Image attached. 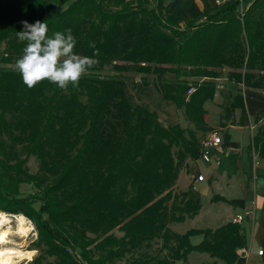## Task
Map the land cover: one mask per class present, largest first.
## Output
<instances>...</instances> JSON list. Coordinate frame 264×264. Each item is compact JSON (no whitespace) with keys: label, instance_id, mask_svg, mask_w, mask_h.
<instances>
[{"label":"trees","instance_id":"trees-1","mask_svg":"<svg viewBox=\"0 0 264 264\" xmlns=\"http://www.w3.org/2000/svg\"><path fill=\"white\" fill-rule=\"evenodd\" d=\"M240 3L226 1L187 22L189 27H198L195 23L203 17L208 21L221 17V22L214 25H221L216 37L211 25L204 24L195 34L180 39L176 29L179 21L168 5L164 10L170 24L162 19L161 0L158 13L142 4L134 8L124 0H0V42L7 40L10 55L20 57L24 44L17 41L16 32L22 28L21 21H46L49 34L71 28L76 38L75 29L80 24L97 18L84 42H77L76 53L92 57L94 50L89 44L94 42L100 51L94 59L157 62L156 66L146 64L137 69L147 73L153 70L162 76L174 72L178 78L188 64L194 68L192 75L217 78L220 72L213 69L221 64L240 67L241 55L236 60L234 57L245 48L244 74L230 73L229 78L247 87L261 88L253 82L256 76L251 71L264 69V0H254L244 12H240ZM140 16L143 19L138 20ZM145 19L152 25L148 26ZM162 28L170 29L173 34ZM242 34L246 36V47L240 44ZM234 38L237 40L231 45ZM176 81V85L167 83L165 99L176 102L191 119L203 123L207 113L204 103L214 95V91L210 92L213 84H203L188 96L192 86ZM81 94L87 96L88 103L81 101ZM112 103L122 123V133L118 135L104 130ZM230 107H241L238 123L245 125L247 108L242 93L233 98ZM8 113L16 116V127L23 135L28 154L40 156L42 169L54 174L56 179L42 188L41 194L20 197L19 185L37 179L22 168L27 156L15 163V174L10 172L6 159L0 160V209L22 212L34 220L39 242L60 262L113 264L145 241L159 238L162 247L168 250L167 255L137 258L123 264H175L187 261L194 250L207 252L225 264H235L239 259L237 250L247 246L239 222L232 221L217 229H190L183 234L169 226L187 215L197 214L201 207L186 194L180 193L181 202L172 194L179 166L184 161L183 152L176 158L173 156L172 144L183 140L185 154L189 153L194 160L201 157L200 148L193 138L185 140V130L180 125L166 128L156 112L144 105H133L119 79L83 77L78 89L70 86L66 92L44 81L29 90L14 68H4L0 72L3 125ZM253 140L264 156V129ZM171 198L174 201L169 204ZM38 202L41 204L37 208ZM44 214L48 215V221L44 220ZM116 227L124 232L122 237L112 234ZM89 233H95L96 237ZM199 234L204 238L194 245L191 236ZM79 255L81 258H77Z\"/></svg>","mask_w":264,"mask_h":264},{"label":"rangeland","instance_id":"rangeland-1","mask_svg":"<svg viewBox=\"0 0 264 264\" xmlns=\"http://www.w3.org/2000/svg\"><path fill=\"white\" fill-rule=\"evenodd\" d=\"M107 1V0H104ZM160 0H124V3H131L133 4L134 8H139L140 5L142 4L143 6H147L149 9H155L158 12H162V19L169 25L170 22L167 19V15L165 12V6L168 4L169 0H161L163 1V9L160 8V11L158 9V4ZM244 3H240V12L246 11L247 8H249L250 4L253 2L252 0H243ZM140 4V5H139ZM216 6L219 4L215 2ZM143 19L142 16L138 18V20ZM96 19H92L91 23H83L80 24L75 29V34H76V40L77 42H84L85 35L90 33L91 29L93 26L97 24L98 21ZM145 23L149 26L152 25V22L145 19ZM208 19L201 18L196 22L195 24H198V27H189L187 22L186 25L183 23L182 25L179 26V28H176L178 30V36L180 39H185L191 34L194 33L199 27H203L202 25H211L210 28L213 29L214 31V37L217 35L221 25L214 26L218 23L221 22V17H214L213 19ZM206 22V23H205ZM242 21H240L241 23ZM86 26V27H85ZM85 27V29L83 28ZM236 27V26H235ZM166 33L168 34H173L172 31L168 28H162ZM234 30V28H232ZM124 32V30H123ZM180 32V33H179ZM195 34V33H194ZM222 34V33H221ZM87 37V35H86ZM99 39H103L102 36H99ZM237 38H234V41L231 42V45L236 42ZM82 44V43H81ZM210 44V43H208ZM240 44L242 46L246 47L247 46V41H246V36L245 34H242V38L240 40ZM244 52L245 48L243 50H238L236 53L238 55L235 58H238L241 55V61H240V67H232L228 66L227 63L221 66H218L214 68L213 70H216V72H220V78L222 79L223 75H227L229 78L230 73H235V72H240L241 74H244L245 71V63H243V58H244ZM204 54V53H203ZM18 55H15L14 53L10 55L8 52V41L4 40L0 42V72L4 68H14V63L16 59L18 58ZM227 57V56H226ZM8 58V59H5ZM98 63L92 68L89 73L84 76L85 78H111L115 77L119 79L121 82H123L127 95L129 99L131 100L133 105H144L147 106L151 111L156 112L157 117L159 122L162 124V126L166 128H171L176 125H180L184 130H185V140H196V146L202 148V142L205 140V138L214 130H218L221 134L222 137L224 134L230 135L231 139L233 140H253L259 132H261L264 129V114L261 113L259 118L257 120H254L255 123L257 122L258 126H255L252 128L250 125L248 127H241L239 124H237L240 127H237L236 129L232 128L231 125H229L225 130L223 127L227 126L230 121L233 120L234 123H238L242 117V111H239L238 118L233 117L234 111L236 108L230 107V104L233 102V98H231L230 93H228L226 90V85L232 80V78L219 80L217 78H209V77H203V76H196L192 75L191 70L194 68L188 64H185V66L182 68V75H180L178 78L177 75L174 72H167L163 76L164 78V84L162 85L163 88L160 87L158 80L161 78V75L156 74L153 70L150 72H144L137 67L141 66H156L159 63L157 62H139V61H131L128 59H117V60H110L109 58H105L102 60L96 59ZM110 60V61H109ZM164 67H168L169 64H164ZM201 68L203 66H200ZM153 68V67H152ZM193 68V69H192ZM253 74H255V78H253V82L257 83L261 89L264 90V69L263 68H256L253 71H251ZM233 76V75H232ZM231 77V76H230ZM234 77V76H233ZM179 79L181 81L187 82L188 86H193L196 88L201 87V85L208 84L209 82L212 83L213 85H210L213 90H210V92L214 91V95L212 98L210 97L209 99L213 101L210 104H207L208 108L212 109V112L214 111L215 113L209 112L208 109L206 110L207 113L204 114V122L200 123V121L196 119H191L189 115H187L185 108L179 107L176 102L172 100H167L165 99V93L167 91V83H175L177 82L176 80ZM236 82V81H235ZM166 84V85H165ZM243 84V83H242ZM223 85V87H222ZM216 90L222 92L216 94ZM230 92V91H229ZM202 93V92H201ZM188 94V93H187ZM222 94V95H221ZM205 95V94H204ZM202 95V96H204ZM189 96V95H188ZM80 99L84 103H88V98L85 94L80 95ZM208 99V100H209ZM119 99H117L118 101ZM206 103V102H205ZM204 103V105H205ZM222 107L221 113H218V109ZM112 108V113L109 112L106 116L105 123H104V130L107 134H112V135H118L122 133V123L119 118L114 113V107L115 103H112L111 106ZM116 108V107H115ZM205 108V107H204ZM241 109V107H238ZM216 110V111H215ZM218 111V112H217ZM253 110L249 113L250 117L253 115ZM215 115L218 117L215 118ZM16 116L12 115L11 113L6 114V119L4 122L6 124L0 123L2 129L0 130V143H3V146L0 147V160L6 159L8 162V166L10 167V172L12 174H15L16 168L14 167L15 163L20 160V159H25L27 156V161L24 163L23 167L24 169L28 170L29 173L33 174L34 176L37 177L36 181L34 183H27V182H22L19 185V192H20V197H29L32 194L35 193H40L41 194V189L52 184L56 176L54 174H50L47 172L46 169H42L41 165V158L37 154H28L27 152V146L26 142L23 139V135L19 134V129L16 127ZM239 119V120H238ZM261 120V121H260ZM246 126V125H245ZM178 142H175L172 144V154L176 158L180 153L183 152V157L184 161L183 163L179 166V173L181 170H188L190 161L194 160L191 159L189 156V153L185 154V146H184V141L183 140H177ZM184 149V150H183ZM183 150V151H181ZM215 150V149H213ZM213 150L211 151V156L214 157L213 155ZM200 158V157H199ZM196 160V159H195ZM206 161L201 159L199 161L200 165L205 166ZM216 164L215 161H212V163H206V164ZM245 183H241V186H246L247 190L250 192L248 199L250 201L255 199L254 193L252 191L254 187V182L256 181V177L252 180H249L247 177L244 179ZM185 184V183H184ZM185 187V186H184ZM132 193H134L131 190ZM173 196L177 198V201L181 202V194L176 191H172ZM174 200L171 198L169 200V204L172 203ZM41 203L38 202L35 204V206L38 208ZM9 213H14V212H9ZM25 215V214H24ZM26 216V215H25ZM28 217V216H27ZM29 218V217H28ZM44 220L48 221V215L44 214L43 216ZM202 218V216H201ZM30 219V218H29ZM207 218L203 217L202 221L203 223H207L206 221ZM33 224L35 225V232L33 234H30L29 240H28V248L29 249H36L38 250L37 256L34 258L32 263L36 264H67V263H62L60 260H58V257L56 255H52L48 252V247L40 243V235L37 230L36 222L32 219H30ZM247 221V220H246ZM252 222L250 225L247 222H244V225L248 226V236L249 238L251 235H253V244L255 247L257 246V242H255V234L253 233L252 229ZM190 224H186L183 226H188ZM56 233L61 236V238H64L65 240H68V242L71 243L69 239H67L65 236H62L58 231ZM253 233V234H252ZM91 237H96L95 233H89ZM112 234H114L117 237H122L124 235V232L120 229V227H116L113 231ZM264 241V239H263ZM264 245V244H263ZM261 246V245H259ZM258 247V246H257ZM256 247V248H257ZM94 248V246H92ZM80 251L78 250V253ZM167 249H164L162 247V240L159 238L152 239L151 241H145L141 246L136 248L135 250L127 252L123 258L121 259H116L113 264H123L124 262L132 261L137 258H144V257H153V256H164L167 255L168 253ZM254 252H257L254 250ZM259 254V252H257ZM77 258H81V256H77ZM250 264H254L251 262ZM258 264V263H257ZM261 264H263L261 262Z\"/></svg>","mask_w":264,"mask_h":264},{"label":"crops","instance_id":"crops-1","mask_svg":"<svg viewBox=\"0 0 264 264\" xmlns=\"http://www.w3.org/2000/svg\"><path fill=\"white\" fill-rule=\"evenodd\" d=\"M167 5L180 25L183 23L186 25V22L196 19L200 13L211 12L216 8L215 0H169ZM163 77L161 75V78L158 80L161 88H163L162 85L165 82ZM218 79L224 81L229 78L227 75H223L222 79L220 77ZM172 84L176 85L177 82ZM225 88V91L230 93L231 98H234L239 93L243 94L247 111L245 114L246 126L239 123L233 124L232 120L227 126L223 127L224 130L229 125L234 129L240 126L242 128L249 125L253 128L258 126L254 120H257L256 118L261 115L264 109V90L247 87L235 81H230ZM216 91V94L219 93L220 96L222 92ZM212 102L209 99L204 105L205 109H208L209 112H212V109L208 108L207 104ZM240 110L242 111L238 107L235 109L232 119L234 117L238 118ZM252 110L253 115L250 117L249 113ZM218 111V113H221V106ZM212 113L215 112L213 111ZM217 117L215 115V118ZM254 154L257 155V158H255ZM213 155L214 157L211 156L210 161H206L202 157L192 160L190 161L188 170L180 171L174 191L178 192V194H186L190 201L193 203L199 202L201 207L197 214L193 216L187 215L184 220L171 222L169 226L174 231L182 234L190 229H217L229 222L235 221L238 215H242L244 216L240 222L242 233L246 236L247 246L251 248V254L249 258L239 255V259L235 264H250L251 262L254 264H261L262 262L264 264V255L257 253L260 249L264 250V187H258L259 181L264 180V156L261 155L259 148L255 147L254 140H233L230 135L226 134L222 137V144L213 150ZM201 159L206 161L204 162L205 166L199 164ZM212 161H215L216 164H206L212 163ZM199 174H204V180H197ZM246 177L252 181L256 177L255 185L252 189L255 199L252 201L248 199L250 192L246 186H241V183H245L244 179ZM201 216L202 218H207V223H203L204 221H202ZM244 222H247L249 225L252 222L251 225L255 234L257 248L253 244V235L249 238V227L244 225ZM187 223L190 225L183 226ZM203 238L202 234L193 235L191 236V242L196 245ZM254 250L257 252H254ZM210 262L225 264L223 260L213 258L209 253L197 250L192 251L188 255L187 261H177L175 264H201Z\"/></svg>","mask_w":264,"mask_h":264},{"label":"clouds","instance_id":"clouds-1","mask_svg":"<svg viewBox=\"0 0 264 264\" xmlns=\"http://www.w3.org/2000/svg\"><path fill=\"white\" fill-rule=\"evenodd\" d=\"M21 24L16 38L24 47L14 63V71L23 84L29 90L44 81L65 92L70 86L78 89L81 79L98 63L94 57L100 51L95 43L89 44L94 50L92 57L81 55L75 52L77 40L71 28L49 34L46 21L24 20ZM258 187H264V180L259 181ZM34 232L35 225L24 213L0 209V264H32L38 250L29 249L28 240ZM259 254L264 255V250Z\"/></svg>","mask_w":264,"mask_h":264},{"label":"built area","instance_id":"built-area-1","mask_svg":"<svg viewBox=\"0 0 264 264\" xmlns=\"http://www.w3.org/2000/svg\"><path fill=\"white\" fill-rule=\"evenodd\" d=\"M226 1L229 0H215V2H217L219 5L225 3ZM241 3H244L243 0H239ZM196 91L195 87H191L188 90V94L187 95H191L193 92ZM253 128V127H252ZM222 144V134L218 131V130H214L212 131L206 138L205 140L202 142V148H201V157L206 160V161H210L211 160V151L217 147H219ZM255 158H257V155L254 154ZM204 174H199L197 176V180L198 181H202L204 180ZM244 216L242 215H238V217L235 219V222H241L243 220ZM263 249L259 250L260 251ZM239 255L245 256L247 258H249L250 254H251V248L249 246H246L244 248H240L237 250ZM80 256V255H79Z\"/></svg>","mask_w":264,"mask_h":264}]
</instances>
